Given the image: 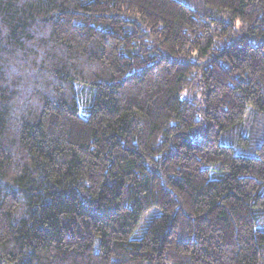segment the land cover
<instances>
[{"label": "trees", "instance_id": "obj_1", "mask_svg": "<svg viewBox=\"0 0 264 264\" xmlns=\"http://www.w3.org/2000/svg\"><path fill=\"white\" fill-rule=\"evenodd\" d=\"M249 111L264 0H0V264H264Z\"/></svg>", "mask_w": 264, "mask_h": 264}, {"label": "rangeland", "instance_id": "obj_2", "mask_svg": "<svg viewBox=\"0 0 264 264\" xmlns=\"http://www.w3.org/2000/svg\"><path fill=\"white\" fill-rule=\"evenodd\" d=\"M190 2L198 3L199 0H190ZM83 90H90V86L84 85ZM81 99L83 101H86L84 94L82 95ZM80 112H81V115L85 116L86 111L84 110L82 104H80ZM243 127H244L243 134L246 135V137L251 138V141H253L258 136V134L262 131V128L264 129V115L255 114L249 111L245 115V119L243 121ZM226 143L231 144L230 142H226ZM158 213L159 211L157 209H153L151 210V212L146 213L143 216L140 225L138 226V228L136 229V232L132 235V237L139 238L142 234V229H143L144 224L151 217H153L154 215Z\"/></svg>", "mask_w": 264, "mask_h": 264}]
</instances>
